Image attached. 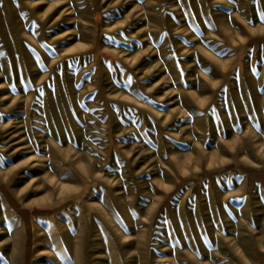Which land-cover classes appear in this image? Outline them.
Returning a JSON list of instances; mask_svg holds the SVG:
<instances>
[{
  "label": "rangeland",
  "instance_id": "rangeland-1",
  "mask_svg": "<svg viewBox=\"0 0 264 264\" xmlns=\"http://www.w3.org/2000/svg\"><path fill=\"white\" fill-rule=\"evenodd\" d=\"M0 264H264V0H0Z\"/></svg>",
  "mask_w": 264,
  "mask_h": 264
}]
</instances>
